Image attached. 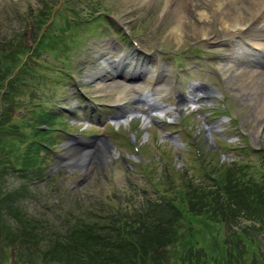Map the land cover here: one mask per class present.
I'll return each mask as SVG.
<instances>
[{
  "label": "rangeland",
  "instance_id": "374dc122",
  "mask_svg": "<svg viewBox=\"0 0 264 264\" xmlns=\"http://www.w3.org/2000/svg\"><path fill=\"white\" fill-rule=\"evenodd\" d=\"M165 1L0 0V65L5 62L9 64L13 57L17 59V62L20 60L27 62V66L22 70L23 81H29L30 83H19L17 85V94L11 92L12 100L8 99L6 105L8 112L4 115V118L11 115L13 117L12 122L15 121L18 124L16 125L17 131L15 136H10L11 138H9L17 149L12 144H9L8 149L3 151V153L6 152V155L9 157L13 154L22 160L25 151L29 148V144L34 140L30 124L33 122L36 125V121L30 118L49 112L53 108L50 101L59 100L57 102L64 105L65 108L71 107L72 111L77 110L71 114L66 113L68 120L71 119L73 122L70 124H66L63 121L60 122L61 119L57 116L53 121L52 128L46 131L49 132V138L53 142L52 150L61 151L59 143L66 140V133L61 128H65L66 132L75 134H81V132L84 134H106V138L111 142V145L116 146L120 153L119 156H122L125 161H123L124 163L119 161V159L113 161V163L107 161L106 167L108 170L111 167L110 173L104 175L100 170H96L95 168L87 180L84 181V184L82 183L80 187H74L73 189L69 188V186L78 180V174L70 178L64 176V180L61 178L62 174L51 175L47 181L35 185L31 184V176L24 178L22 172L15 174L16 176H13L7 185V190L13 192L24 185L29 188L31 193L24 199L27 214L24 215L18 224L16 222L9 224V219L5 214L6 209L2 207L3 216L1 217V222L5 224V227H2L4 230L17 232L21 227L28 226L26 222L28 220L36 223L37 227L35 228L37 229L34 232L36 234L48 233L51 229H60L63 226H66L67 228L64 227L63 229L68 231V228L74 223L77 222L80 225L79 218L83 219L85 223L98 222V226L102 228V219L103 223L112 226V220L119 222V220L125 218L120 213L130 214L135 212L136 217L141 214L144 215V211H141V208L148 207L150 203L153 204L160 200L168 202L173 200L176 204L178 200L181 204L185 203L181 202L179 194L176 192L185 184L184 180H181L182 177L191 178L197 185L209 183L208 176L205 175L202 165L198 161L196 162V158L189 151L186 144L193 133L199 130H202V133H199L197 137L204 155V163L211 157V153L208 152L206 154V151L209 150V144L214 147L212 149L214 150L215 157L206 167H216L215 165L217 164L225 167L227 164H233L235 167H232V169H236L238 175L244 173L243 176L245 175L247 180L250 176H253L255 183H261L259 174L260 171L264 172V158L261 156V152L257 151H259V146L263 147L264 145V106H262L264 68L260 69L263 78L262 82L258 81L256 83V90H251L249 85L242 83L241 79L239 80L240 75L233 72L232 74L230 72L222 75L221 78L219 67L222 64L230 62L234 66L232 69H234L235 66H239V62L231 57L234 52H232L229 45L230 41L226 40L225 36H219L223 31L220 24L216 25L211 21L210 25L207 26L205 25L207 23L199 18V12L192 10L187 13L188 21L183 26L184 34L182 38L176 39L170 34L174 13L172 11L167 13L166 10H163ZM198 1V6L201 8L210 2V0ZM252 4L254 3L250 0H225L221 4V7L222 10L228 11L229 8L237 9L244 7L246 14H251L254 13ZM40 7H44L43 10H48L49 7V13L53 11V15L57 14V27L53 29L54 34L43 37L42 43L34 46L38 36L34 30V21H38V17L42 18L41 13H39ZM99 11L105 12L103 18L99 16L103 15ZM211 13L213 12L211 11ZM63 14L66 15L65 20L62 19L63 17H60ZM112 17H116L119 20L121 18L123 21H120L131 28L132 35L142 44L143 49L151 51L152 49L163 48L165 53L176 52L177 55L172 62V69L182 66L184 61L179 62L180 58L183 59L182 54L186 53L190 48L196 47L198 44L195 42L196 38L199 37L200 31L205 30L209 40H213V43L209 45L205 42L206 47H204V43L202 42L201 46L198 45V48L196 47L195 53L189 54L190 58H188L189 60L185 62L184 66L189 65L192 72L188 70L189 73H187L179 69L181 73H185V79L181 78L177 81L182 80L184 86L195 79L212 81L224 95L226 104L234 112L236 119L241 124V129L246 135L248 134V143L252 145L251 142H254L253 148L243 150V148H237L236 146L234 149H224L221 151L220 146L224 145L226 148L225 142L221 140L223 135L227 134L228 137L236 136L235 139H231L233 146L241 142V137L236 132H231L228 128H223V132L210 129L212 141L207 138L206 133H203L202 121L204 120V122L207 121L208 123L214 122L216 120L215 114L203 118L199 111L210 110V107L198 110V113L193 111V109H186L184 111V115L186 114L185 128L190 131L189 133L183 130V126H181L182 131L177 134L173 132L174 128L170 127H165L163 129L166 130L165 132L163 130L160 131L151 122L148 123V126L143 127L142 125L145 126V124L141 123L138 119L130 120L126 123L122 122L116 126L117 129L125 132V138L113 135V129L110 127V124L104 125L100 123L92 126L91 124L94 123L87 121L89 112L88 107H85L86 102L78 104L77 91L74 89V85L70 79H68V75L83 79V82L80 81V84L82 93H85L87 97L100 95L101 100H105L106 102L114 100L117 95L116 91L107 89L104 92L98 93V86L95 81L86 76V71L90 72L88 66L95 67L94 62H97V60L95 61L94 55L98 54L97 50L99 48L105 49V46L102 44L103 42H109L114 51H117L120 45L124 47L128 46V43L121 44L119 37L123 34L122 31L118 32L116 29L115 23L111 20L113 19ZM66 20L70 21L69 28H67V24L64 22ZM104 20L112 25V27L105 23ZM46 27L44 26L43 31ZM243 33L247 34L246 31ZM115 39L120 41V45H118ZM222 39L226 40V44L221 43ZM216 40L219 43L214 44ZM69 48L72 50L69 51ZM83 51L85 53H81ZM221 51L227 54L222 56L220 55ZM80 53L81 56H78L77 54ZM204 54H208V56L205 57ZM205 64H208L205 70L198 71L197 68L203 69ZM67 65L70 67L67 68ZM165 78L168 82H164L162 88L163 91L165 89L167 91L163 93L161 99L165 103L173 104V94L176 90L172 89L168 83L170 82V78L174 81L175 78L171 74L170 77ZM132 86H138L136 89L141 90L144 84L139 82ZM177 86L180 88L179 84ZM13 101L17 103L15 106L16 110L14 111L10 108V104L12 105ZM19 104L24 105L25 109H18L17 106ZM210 106L212 107V105ZM214 106L216 107L215 100ZM98 111L102 115L107 113L102 109L95 110V112ZM221 124L219 122V125ZM58 127L61 130H54V128ZM134 129L138 131L136 142L140 147L137 155L140 156V160L147 164L148 177L143 176L144 173L138 168L136 159L132 156L133 145L130 146L128 141L132 139V136L134 137ZM146 131L149 132V135L143 137ZM162 134H165L164 138H161ZM169 134L174 135L175 141L173 138L168 137ZM174 143L178 145L174 147ZM146 146L147 149L144 151V147ZM33 151L36 152L37 150L34 149ZM50 151H46L43 148L38 149L35 170L49 163L52 156ZM228 157H231L229 161L222 160ZM171 159L172 162L170 164L166 162ZM22 161L25 167H34L32 162L26 157H23ZM6 162V159L3 160V163ZM179 166L184 167V173L177 174L176 169ZM165 180L171 182L176 188L173 189L171 183H164L163 181ZM255 183L254 185H256ZM13 193L15 194V192ZM2 195L3 193H1L0 198ZM146 200H151L152 202L141 207L143 203L147 202ZM138 206L141 208L137 210ZM134 209L135 211H133ZM195 213L201 214L199 212ZM182 214L186 216L183 217V222L187 224L190 220L188 216H191L193 211H188L187 206H183L180 215ZM249 219L243 218L239 220L234 230L224 222L211 223L201 218H197L194 222H191L192 226L188 225V227H194L193 230L197 231L198 228L204 230L199 236L197 235L199 243L195 248V254L198 256V259H194L193 264H204L206 260L209 262L208 259L210 257V264L215 263L216 261L213 260L216 258L226 260L229 254L227 251L233 254L229 258L233 264L236 260L240 261L242 257L249 255V253H246L245 248L240 247L237 250L233 245L230 239L232 231L235 233L242 231L248 239L254 237L257 241H260L261 244L258 245L261 247V255L264 257V232L260 230V219H256L258 223L254 225L252 223V216ZM232 225L234 224L232 223ZM184 227L185 224H181L180 230ZM247 231L253 233V235L246 234ZM3 232L5 231L1 230V233ZM208 232L209 234L206 235ZM179 233L180 231L178 230L176 235H179ZM16 235H19L18 232ZM200 245H203L205 248L198 247ZM15 246L19 250L23 249L22 246ZM9 262L11 261L8 260L7 263ZM35 264H41V262L37 261ZM165 264H170V259Z\"/></svg>",
  "mask_w": 264,
  "mask_h": 264
},
{
  "label": "trees",
  "instance_id": "16d2710c",
  "mask_svg": "<svg viewBox=\"0 0 264 264\" xmlns=\"http://www.w3.org/2000/svg\"><path fill=\"white\" fill-rule=\"evenodd\" d=\"M16 62L17 59L13 57L9 64L5 62L0 65V90L4 80L18 65ZM25 67L26 65L8 81L7 89L2 95L3 104L12 97L10 92L17 94V85L23 84L21 83L24 78L22 70ZM7 112L8 109L4 104L0 116V153L8 149L9 144L13 146L14 143L9 138H11L10 136L14 137L17 131L16 125L2 124V122L10 121V117L4 118ZM52 119L54 117L51 114L45 113L32 119L36 121V125L33 122L30 124L38 145L34 147L31 143L25 157L32 162L34 167L36 153L41 148V141L47 134L45 131L52 127ZM41 125H46L47 128H42ZM42 145L47 147L45 143ZM34 149L37 151L34 152ZM23 166L25 167L24 164ZM243 174L238 175L237 171L226 169L217 178L222 183L221 186L201 193L188 191L196 190L187 186L184 192L178 191L179 198L181 202H187L192 211L199 212L214 221H228L229 223L230 220L234 221L240 214L264 221V172L259 174L261 183H255L253 176L247 180ZM3 199L2 196L0 202ZM170 202L174 201L170 200L166 204V208L169 207V209L151 211L148 216H146V212L137 217L135 212L120 213L125 218L119 222L112 220V226L103 223L102 219V228L98 226V222L85 223L83 219L79 218L80 225L77 222L74 223L71 231L66 234L59 232L56 228L51 229L48 233L36 234L34 233L37 229L35 228L37 227L36 223L28 220L26 222L29 227L23 226L17 230L19 235H16L17 232L15 231L7 233L2 228L5 227V224L1 222L3 212L0 207V233L1 230L6 232L4 247L18 243L25 247L27 260L33 262L32 259L37 256L34 254L35 251L42 255V264L66 259L71 260L73 264H123L122 260L127 261L125 264H135L138 261H144L146 258L161 262L165 252L161 250L156 254L153 251L164 246V244L178 240L173 227L166 225L170 220L178 219L180 212L179 208ZM7 213H11L16 222H20L25 215L21 209L15 205L12 206L10 203L7 205ZM136 224L139 226L136 227ZM185 244H189V242L186 241ZM94 247L96 248L93 249Z\"/></svg>",
  "mask_w": 264,
  "mask_h": 264
},
{
  "label": "bare ground",
  "instance_id": "6f19581e",
  "mask_svg": "<svg viewBox=\"0 0 264 264\" xmlns=\"http://www.w3.org/2000/svg\"><path fill=\"white\" fill-rule=\"evenodd\" d=\"M189 2V5H186V2ZM195 1L194 0H166L165 2V8L167 12H173L174 13V24L172 27V33L173 35H175L177 38L181 36L182 34V23L187 21V12L193 10V7L195 5ZM216 9L218 10V13L215 14V16H217V20L220 22L221 26L224 27V29L229 33V34H234V32L236 31H240L238 29H242V26H246V27H251V29H255V26H253V24L257 23V20L259 19V16L255 15H245L243 13V11L241 10H237L234 13H231L230 15L224 13L221 9H220V5H216ZM205 15H202V17H205ZM251 19V20H250ZM250 20V21H249ZM261 36H264V32L260 33ZM249 42L255 44L256 46H258L259 48L264 49V46H261V44L253 39H246ZM243 45V44H242ZM245 46V45H243ZM247 46H245L246 48ZM237 50L241 51V54L245 53V51L247 53H249L251 55V49L246 48L245 51H243V48H241V46H238ZM109 52V57L112 59V62L116 63V67L114 69H112L111 67H109L110 70H115L116 68H118V70L120 69L121 66H124V60H126V56L125 53H117L114 54V52ZM138 60H140L137 64H135L134 66H131L130 68L127 67L125 70V75L127 76H133L135 74L136 71H140L141 73L144 72L146 70V68L143 66V60L141 58H139ZM140 68V70H138V68ZM132 69H134L133 71H131ZM260 69H262L260 67ZM259 69L258 70H253V71H247L246 73L241 72V82L247 85H250V89L251 90H256L257 86L256 83L257 81H261L262 82V76L261 73L262 71ZM110 70H104L105 72H107L108 74H113L111 73ZM102 67L98 68V70L94 71L93 73H88V76H95L96 80H97V84L100 85V87H104V88H109L110 84H104V81L102 79ZM228 70H224L222 72L223 75L226 74ZM151 79H149L150 82ZM128 85V84H127ZM111 88H115L116 85L111 84ZM124 86V85H123ZM126 86V85H125ZM117 88V102H123L126 97H127V93L125 91V88L127 90H129L127 87H116ZM103 90V89H102ZM154 90V88H153ZM262 106H264V94H262Z\"/></svg>",
  "mask_w": 264,
  "mask_h": 264
},
{
  "label": "water",
  "instance_id": "95a60500",
  "mask_svg": "<svg viewBox=\"0 0 264 264\" xmlns=\"http://www.w3.org/2000/svg\"><path fill=\"white\" fill-rule=\"evenodd\" d=\"M73 156H69L67 158V160H65V166L67 168H70L71 170H86L87 167H83L84 166H88L91 162V160L93 161L95 158H93L92 153L90 152H84V153H78L76 152V148L75 150L72 152ZM72 166V167H70Z\"/></svg>",
  "mask_w": 264,
  "mask_h": 264
}]
</instances>
